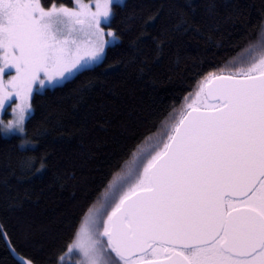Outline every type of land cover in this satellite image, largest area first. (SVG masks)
<instances>
[{
	"label": "snow or ice",
	"instance_id": "obj_1",
	"mask_svg": "<svg viewBox=\"0 0 264 264\" xmlns=\"http://www.w3.org/2000/svg\"><path fill=\"white\" fill-rule=\"evenodd\" d=\"M114 3L91 11L82 0H0V110L19 100L14 120H0L5 133H25L34 84H59L104 56V37L117 39L101 27ZM246 51L243 67L207 81L214 103L189 104L89 210L61 261L264 264V37Z\"/></svg>",
	"mask_w": 264,
	"mask_h": 264
},
{
	"label": "trees",
	"instance_id": "obj_2",
	"mask_svg": "<svg viewBox=\"0 0 264 264\" xmlns=\"http://www.w3.org/2000/svg\"><path fill=\"white\" fill-rule=\"evenodd\" d=\"M112 10L105 26L117 40L104 58L36 91L24 134L0 128V264H22L12 247L33 264H61L134 157L166 139L209 75L243 67L264 37V0H125Z\"/></svg>",
	"mask_w": 264,
	"mask_h": 264
},
{
	"label": "rangeland",
	"instance_id": "obj_3",
	"mask_svg": "<svg viewBox=\"0 0 264 264\" xmlns=\"http://www.w3.org/2000/svg\"><path fill=\"white\" fill-rule=\"evenodd\" d=\"M124 1H125V0H115V3H116V2L122 3V2H124ZM97 2L103 3V0H82V4H83L85 7L90 8L91 11H96V3H97ZM58 5H59V4H58ZM63 5H65V6H67V7H74V5H71V6L66 5V4H63ZM112 9H113V6H112ZM112 9H111V10H112ZM112 12H113V10H112ZM110 19H111V18H110ZM110 19H109L108 21H104V22L101 24V27L103 28V30H104L105 33L109 32V31L114 32L112 28L105 26V24L109 23ZM116 37H117V36H116ZM104 39L108 40V43L105 45V51H104V56H105V52H106V49H107L108 45L114 43L117 39L113 40V38H111V37H107V36H105ZM104 56H103L100 60L96 61L95 63H90L87 67H89V66H93V65L97 64L98 62H100V61L104 58ZM76 73H77V72L73 73V74H72L71 76H69L68 78L72 77V76L75 75ZM11 75H15L14 70L11 71ZM212 77H213V76L209 75V76H208V77H207V78H206V79L200 84V86H199V88L197 89V91L195 92L194 96H193L191 99H189L188 101H186V103L184 104V109H183V111H187V110H188V109H187V106H188L189 104H191L194 100H196L197 105H200V104H208V105H210V104L214 103V101H210V100L206 97V93H205V87H206L207 81L210 80ZM9 78H10V77L7 76V75L4 77L5 81H7ZM65 81H66V80L60 82L59 84L65 82ZM56 85H58V84H56ZM53 86H55V85H48V84H45V85L42 87V86L39 85V83H36V84L33 85V94H34L36 91H43L44 89H46V87H53ZM202 88H203V91H201ZM197 93H200L199 99H197ZM33 94H32V96H33ZM31 100H32V98H31ZM18 103H19V100H17L15 97H13L12 100L9 101L8 104L6 105V110H0V120L3 121V125H7L10 121H13V120H14V115H15V114L13 113L12 109L15 108V107H16V104H18ZM31 106H32V102H31ZM32 110H33V108H32ZM31 112H32V111H31ZM30 114H31V113H30ZM30 114H28V115L26 116L25 123H26V120H27V118H28V116H29ZM3 125H0V128L2 129V131H3ZM3 133H5V132L3 131ZM5 134H7V135H11V134H24V133H20V132H18V131H10V132H7V133H5ZM152 151H153V150H152ZM152 151H149V150H146V151H145V150H143V151H141L140 153H138V154L134 157V160L131 162V164L129 165V167L125 170V172H124L122 175H120V176H119L114 182H118L119 179H120L121 177H123V176L129 171V169H134V168H139V167H140L141 161L143 160V156L141 155V153H143V154L146 156L148 153H150V152H152ZM114 182L111 184V186L114 184ZM110 188H111V187H110ZM108 192H109V191H108ZM105 203H106V199H105V201L103 202V204H105ZM99 207H100V206H99ZM99 207H98V208H99ZM96 209H97V208H96ZM94 210H95V209H94ZM110 210H111L110 208H107V209H106V211H110ZM88 215H89V213L87 214V216H88ZM87 216H86V217H87ZM105 218H106V217H105ZM12 250H13V252L15 253V255H16L19 259H21L22 261H24V260H29L28 258H25V257H23L22 255H20L19 253H17V252L14 250L13 247H12ZM78 259H79V257L76 256V255H66V256L64 257V260L61 261V264H75V262H76ZM32 264H33V263H32Z\"/></svg>",
	"mask_w": 264,
	"mask_h": 264
},
{
	"label": "water",
	"instance_id": "obj_4",
	"mask_svg": "<svg viewBox=\"0 0 264 264\" xmlns=\"http://www.w3.org/2000/svg\"><path fill=\"white\" fill-rule=\"evenodd\" d=\"M222 75H229V74H217V75H212V76H213V77H216V76H222ZM213 77H212V78H213ZM212 78H211V79H212ZM211 87H213V85H210V84L207 83V84H206V87H205V93H206V97H207L210 101H213V100H212L211 98H209L208 95H207V94H208V90H209V88H211Z\"/></svg>",
	"mask_w": 264,
	"mask_h": 264
}]
</instances>
